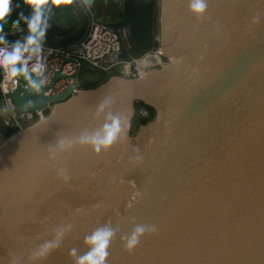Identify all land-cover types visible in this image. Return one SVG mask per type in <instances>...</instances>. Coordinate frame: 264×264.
<instances>
[{
  "label": "water",
  "instance_id": "obj_1",
  "mask_svg": "<svg viewBox=\"0 0 264 264\" xmlns=\"http://www.w3.org/2000/svg\"><path fill=\"white\" fill-rule=\"evenodd\" d=\"M156 1L123 0L121 18L106 23L128 26L148 51ZM159 36L167 63L142 77L55 95L16 77L20 112L53 111L10 138L0 130V264H29L35 245L69 225L43 264H77L85 238L105 227L116 232L107 264H264V0H207L202 19L188 0H161ZM136 103L155 116L132 135ZM109 112L124 128L110 150L77 144L49 159L61 139L99 131ZM136 225L157 231L129 253L121 238Z\"/></svg>",
  "mask_w": 264,
  "mask_h": 264
},
{
  "label": "clouds",
  "instance_id": "obj_2",
  "mask_svg": "<svg viewBox=\"0 0 264 264\" xmlns=\"http://www.w3.org/2000/svg\"><path fill=\"white\" fill-rule=\"evenodd\" d=\"M71 2L72 0H51V4L57 7L61 4H70ZM22 3L30 9L31 14L26 16L22 11L19 12L18 19L12 21V25L16 27L21 21L24 22L27 25L29 35L23 43L16 41L12 44L9 50L8 42L3 32L7 18L13 11V0H0V45H4V47L0 48V68L5 70L8 78L23 76L28 85L39 92L43 81L37 82L31 78L27 61L33 55H36L37 59L39 58V53L41 52L40 41L45 36L47 27L44 8L49 4V0H22ZM86 6H89L87 0ZM16 7H20V4L17 3ZM188 7L193 15L198 19H202L207 13V0H188ZM25 53H28V55L25 56ZM17 64L20 65L19 68ZM38 67H34L33 71H37ZM110 104V99L103 100L97 107L96 116L105 114ZM123 132L124 128L122 127L121 119L109 112L104 115V122L99 131H85L78 136L61 139L57 143L55 150L50 151L49 159L55 160L60 153L71 150L77 144L90 146L92 151L99 155L110 150L121 138ZM57 174L65 182L70 180L64 168L58 169ZM68 228H70V225L57 229L53 239L45 240L43 243L35 245L30 253L29 264H43L51 252L58 247L60 239H62ZM156 231L155 226L136 225L129 235L121 238L125 250L129 253L133 252L138 247L141 238L154 234ZM115 235L116 232L111 227L96 229L90 236L85 238V242L90 246V251L79 257L77 264H107L108 249ZM72 255H75V251H73Z\"/></svg>",
  "mask_w": 264,
  "mask_h": 264
},
{
  "label": "built area",
  "instance_id": "obj_3",
  "mask_svg": "<svg viewBox=\"0 0 264 264\" xmlns=\"http://www.w3.org/2000/svg\"><path fill=\"white\" fill-rule=\"evenodd\" d=\"M78 1L89 15L90 28L87 36L66 48L40 43L41 52L39 53V58L37 59V56L33 55L27 61L29 71L41 77L43 84L48 86L47 95L59 94L70 84L74 85L75 88L72 93L75 94L79 89L80 74L84 67L109 72L117 66L123 65L125 67L129 65V69L125 67V72L129 77H142L147 71L161 68L167 63V59L162 51L160 37H157L159 35L155 36L154 46L152 49L146 51L147 55L145 58L140 60L132 58L133 61H130L133 43L128 27L121 26L115 32L107 25L105 20L94 17L91 9L86 6V0ZM14 7L15 4L13 2V11ZM16 41L23 43L25 39L15 38L9 41V50ZM2 47L4 45H0V48ZM122 49L127 52V59H123L120 56ZM24 55L27 56L28 53ZM37 66H39L38 70L33 71V68ZM0 70L2 71L0 100L9 113L8 119L4 120L6 125L15 127L18 129L17 133H20L50 117L53 111L51 104L42 110L20 112L10 97V94L18 88V80L16 77L8 78L3 68H0ZM55 73H59L63 77L52 84V78ZM139 113L145 117L148 116V111L145 107H140Z\"/></svg>",
  "mask_w": 264,
  "mask_h": 264
},
{
  "label": "trees",
  "instance_id": "obj_4",
  "mask_svg": "<svg viewBox=\"0 0 264 264\" xmlns=\"http://www.w3.org/2000/svg\"><path fill=\"white\" fill-rule=\"evenodd\" d=\"M15 7L13 13L7 18L4 25L3 35L7 42L15 38L25 39L28 35L27 25L20 22L16 27H13L12 21L18 19V13L23 12L24 15H30V9L23 5L22 0H13ZM19 3L20 7H16ZM44 17L47 21L45 36L40 43L55 46L69 47L87 36L90 28L89 15L85 8L81 7L78 0H72L70 4H61L58 7L49 4L44 8ZM159 15L157 14V19ZM157 22V20H156ZM156 33L158 34V24L156 25ZM109 72L99 71L84 67L80 74L79 88L89 89L95 88L109 78ZM2 79V71L0 70V81ZM145 107L148 111V116H143L139 113V108ZM136 114L131 124V132L134 134L141 124H145L152 120L155 116L153 108L143 104H136Z\"/></svg>",
  "mask_w": 264,
  "mask_h": 264
},
{
  "label": "rangeland",
  "instance_id": "obj_5",
  "mask_svg": "<svg viewBox=\"0 0 264 264\" xmlns=\"http://www.w3.org/2000/svg\"><path fill=\"white\" fill-rule=\"evenodd\" d=\"M87 4L89 5L88 7L91 9L96 19H102L105 20L106 22L108 21L114 22L119 20L122 16L123 0H87ZM160 4H161V0H157L156 17L157 14L158 15L160 14ZM155 35H159V26H158V34L156 33ZM157 37L159 38L160 36ZM132 43H133V49L130 53V58H129L130 61H133L132 58L137 60L145 58L147 55L146 51L137 50L134 46L133 40ZM109 75H110L109 77L111 76L129 77L128 74L125 72V67L123 65L117 66L111 71H109ZM8 117H9V113L5 109V107L4 106L0 107V130L3 131V133L6 135V138H10L11 136L15 135L18 132V129H16L15 127H11L5 124L4 120L8 119Z\"/></svg>",
  "mask_w": 264,
  "mask_h": 264
},
{
  "label": "bare ground",
  "instance_id": "obj_6",
  "mask_svg": "<svg viewBox=\"0 0 264 264\" xmlns=\"http://www.w3.org/2000/svg\"><path fill=\"white\" fill-rule=\"evenodd\" d=\"M140 64H141V63H140ZM125 67H126V69H129V65H126ZM40 78H41V77H40ZM13 103H14V102H13ZM136 132H137V131H136ZM136 132H135V133H136ZM135 133H134V134H135ZM131 134H132V132H131ZM134 134H132V135H134Z\"/></svg>",
  "mask_w": 264,
  "mask_h": 264
},
{
  "label": "flooded vegetation",
  "instance_id": "obj_7",
  "mask_svg": "<svg viewBox=\"0 0 264 264\" xmlns=\"http://www.w3.org/2000/svg\"><path fill=\"white\" fill-rule=\"evenodd\" d=\"M156 20H157V22H155V23H156V25L158 24V26H159V20L157 19V17H156ZM156 20H155V21H156Z\"/></svg>",
  "mask_w": 264,
  "mask_h": 264
}]
</instances>
